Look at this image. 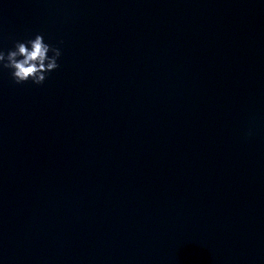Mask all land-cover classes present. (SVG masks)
I'll return each instance as SVG.
<instances>
[{"label": "water", "instance_id": "1", "mask_svg": "<svg viewBox=\"0 0 264 264\" xmlns=\"http://www.w3.org/2000/svg\"><path fill=\"white\" fill-rule=\"evenodd\" d=\"M37 34L42 85L0 70V264H264V0H0V50Z\"/></svg>", "mask_w": 264, "mask_h": 264}, {"label": "clouds", "instance_id": "2", "mask_svg": "<svg viewBox=\"0 0 264 264\" xmlns=\"http://www.w3.org/2000/svg\"><path fill=\"white\" fill-rule=\"evenodd\" d=\"M61 55L59 47L46 43L44 36L37 34L34 39L16 41L7 52L0 50V70H10L16 84L32 81L42 85L48 74L60 67Z\"/></svg>", "mask_w": 264, "mask_h": 264}]
</instances>
